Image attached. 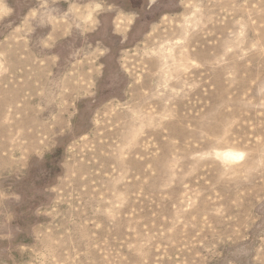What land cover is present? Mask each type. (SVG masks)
<instances>
[{
    "label": "rangeland",
    "instance_id": "374dc122",
    "mask_svg": "<svg viewBox=\"0 0 264 264\" xmlns=\"http://www.w3.org/2000/svg\"><path fill=\"white\" fill-rule=\"evenodd\" d=\"M41 1L0 0V264H264V0Z\"/></svg>",
    "mask_w": 264,
    "mask_h": 264
},
{
    "label": "crops",
    "instance_id": "0c3cea01",
    "mask_svg": "<svg viewBox=\"0 0 264 264\" xmlns=\"http://www.w3.org/2000/svg\"><path fill=\"white\" fill-rule=\"evenodd\" d=\"M38 1H40V0H38ZM41 2L43 3V4H42L43 6H45L47 3H49V1H46V0H45V1H41ZM82 2H83V1H82ZM89 4H90L89 1H88V2L86 1L85 3H82V4L79 3L78 6H80V7H86V6L89 5ZM39 6L42 7L41 5H39ZM56 7H57V9L59 10V6L56 5ZM95 8H96V9H95L96 11H100L101 6L98 5V4H96V5H95ZM57 9H54V10L56 11ZM59 11H60V10H59ZM44 12H45V11H44ZM44 12H43V13H44ZM123 12L126 13V12H129V11L124 10ZM130 12H132V11H130ZM39 18H40V17H39ZM92 18H93V15H92V14H89L88 17H87V20H86V21L90 22V21H92ZM43 24H44V26H43ZM45 24H46V23H45L44 21H41L40 19H38V21H37V25H38L37 27H38V28H40V27H41V28H45ZM74 28H75V27H74Z\"/></svg>",
    "mask_w": 264,
    "mask_h": 264
},
{
    "label": "bare ground",
    "instance_id": "6f19581e",
    "mask_svg": "<svg viewBox=\"0 0 264 264\" xmlns=\"http://www.w3.org/2000/svg\"><path fill=\"white\" fill-rule=\"evenodd\" d=\"M191 54V56H193V54L192 53H190ZM159 62V61H158ZM152 68V67H151ZM230 154V153H229ZM231 154H233V153H231ZM232 157H233V155H231ZM231 157V158H232ZM230 157H229V159H231ZM234 159V158H233ZM233 167V166H232ZM224 169V168H223ZM236 170V169H235Z\"/></svg>",
    "mask_w": 264,
    "mask_h": 264
},
{
    "label": "flooded vegetation",
    "instance_id": "af4514ba",
    "mask_svg": "<svg viewBox=\"0 0 264 264\" xmlns=\"http://www.w3.org/2000/svg\"><path fill=\"white\" fill-rule=\"evenodd\" d=\"M63 9V6L62 5H59V10L61 11Z\"/></svg>",
    "mask_w": 264,
    "mask_h": 264
}]
</instances>
